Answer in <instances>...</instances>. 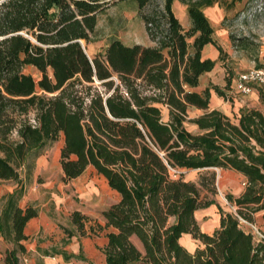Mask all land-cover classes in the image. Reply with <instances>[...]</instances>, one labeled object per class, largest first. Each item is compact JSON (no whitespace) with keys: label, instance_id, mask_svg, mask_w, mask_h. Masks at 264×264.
<instances>
[{"label":"trees","instance_id":"1","mask_svg":"<svg viewBox=\"0 0 264 264\" xmlns=\"http://www.w3.org/2000/svg\"><path fill=\"white\" fill-rule=\"evenodd\" d=\"M134 1L153 45L111 39L89 57L80 41L94 31L97 0H0V179L18 182L17 169L29 171V161L60 139L62 180L90 166L118 195L97 225L108 229L104 264H264V239L238 222H254L261 211L264 227V115L246 106L231 117L206 110L210 90L223 94L215 85L195 89L215 64L201 50L209 43L219 56L221 48L197 4L186 6L184 28L173 0ZM188 107L205 110L189 119L195 133L183 126ZM212 168L238 173L245 185L225 194L232 212L216 205L217 226L204 233L194 211L216 204L208 197L216 193ZM179 169L204 172L192 181ZM20 195L11 192L0 214V235L12 243L2 264H19L23 228L37 215L17 205ZM80 219L74 212L73 222ZM185 233L198 241L192 251L179 242Z\"/></svg>","mask_w":264,"mask_h":264},{"label":"rangeland","instance_id":"2","mask_svg":"<svg viewBox=\"0 0 264 264\" xmlns=\"http://www.w3.org/2000/svg\"><path fill=\"white\" fill-rule=\"evenodd\" d=\"M101 10L96 14L93 33L87 42L80 41L89 57L102 53L111 39H118L126 45L138 43L153 45L144 30L142 20L138 15L134 0H97ZM162 0H153L161 5ZM195 3L209 20L213 29L215 42L220 46V55L216 58L223 62L215 65L213 70L204 74L196 90L205 85H215L222 92V102L219 104L231 117L232 110L237 111L238 93H234L230 84L236 80L243 70L264 66V0H173L171 10L180 25L189 26L186 6ZM23 71L38 79L40 73L32 66L25 65ZM210 79L216 84H212ZM228 79V82H226ZM253 93H263L264 90L254 86ZM210 92H213L211 90ZM215 94V93H214ZM216 95V94H215ZM250 99V98H248ZM238 101V100H237ZM250 102V100H246ZM240 106H244L240 104ZM264 110V103H259ZM161 117L166 119V109L160 107ZM201 110L193 107L186 109L183 126L192 133L197 128L189 119L199 115ZM31 117V116H30ZM15 138V134H12ZM61 140L48 143L41 153L29 161V171L24 167L17 169L19 181L0 179V214L6 198L14 190H20L17 200L19 207L31 205L37 211L34 218L29 219L23 228L26 239L22 242L25 252L19 254V264H42L46 259L52 264H104L100 247L105 243L104 233L108 229H99L97 225L104 223L101 212L117 200L114 191L108 188L103 177L90 166L83 172L67 181L62 180L58 163V151ZM184 179L196 181L204 170L179 169ZM216 193L208 195L216 204L195 213V220L200 230L211 232L217 226V206L221 211L232 212L225 199V194L235 195L244 186L239 174L228 169L212 168ZM77 212L85 219L73 222V213ZM258 234L252 236L257 241L264 236V228L258 222H253ZM243 229L245 226H241ZM188 237V239H187ZM131 242L141 250V245L134 237ZM188 241H187V240ZM190 239V241H189ZM179 242L188 246L190 251L198 245V241L188 236H181ZM12 243L5 234L0 235V264L4 251L10 249ZM143 264V263H138Z\"/></svg>","mask_w":264,"mask_h":264},{"label":"crops","instance_id":"3","mask_svg":"<svg viewBox=\"0 0 264 264\" xmlns=\"http://www.w3.org/2000/svg\"><path fill=\"white\" fill-rule=\"evenodd\" d=\"M213 38H215L214 36H213ZM201 54L204 56V57H208V58H210V59H213V60H215V64H214V66L215 65H217V64H219V65H222L223 64V62H221L220 60H217L216 61V58L218 57V51L215 49V47L212 45V44H205L203 47H202V50H201ZM214 66H213V68H214ZM213 68L211 69V70H213ZM210 70V71H211ZM210 71H208V72H205L204 74H207V73H209ZM204 74H202L201 75V77L204 75ZM200 77V78H201ZM200 81V80H199ZM210 82H212V84H216L214 81H212L211 79H210ZM235 85V80L233 81V79H232V82H231V84H230V87H233L232 85ZM197 88V87H196ZM195 88V89H196ZM203 88V87H202ZM233 91H234V93H238L240 96H237V100H234V104H238L239 105V107H242V106H240V104H243L244 106H246V107H253V108H256V109H258L263 115H264V110H262V108H260L259 107V103L261 102L260 101V98H259V96H258V94H255V93H253V90H254V88L253 87H251L250 88V90L247 92V93H241V92H238L236 89H235V87H233ZM211 91V90H210ZM209 91V92H210ZM215 93V92H214ZM213 92H210V96H209V102H208V108L206 109V110H210V109H216V110H218V111H220V112H222L223 114H225L226 116H228V114L224 111V107L222 108L221 106H219V104L222 102V99H221V97H219V95H217L216 93V95L214 94ZM248 98H250V99H248ZM246 100H250V102H246ZM262 103V102H261ZM196 109V108H195ZM198 110H201V112H204L205 110H202V109H198ZM232 112H234V110H232ZM236 112V111H235ZM201 114V113H200ZM231 114V116H232V113H230ZM198 131V130H197ZM195 133V132H194ZM238 174V173H237ZM240 177H241V179L244 181V179H243V177L240 175ZM240 192H237L234 196H237L238 194H239ZM116 194V193H115ZM117 195V194H116ZM117 197H118V195H117ZM118 199V198H117ZM208 207V206H207ZM207 207H205V208H207ZM205 208H200V209H196L195 211H194V218H195V213L197 212V211H199V210H202V209H205ZM260 214H261V211H257V212H255L254 213V222H258L260 225L262 224V221H261V217H260ZM31 220V219H30ZM217 221H218V219H217ZM27 222H29V220L27 221ZM26 222V223H27ZM262 226V225H261ZM199 227V226H198ZM264 228V227H263ZM200 229V228H199ZM200 231H202V230H200ZM202 232H204V231H202ZM204 233H209V232H204ZM181 236H188V234H182ZM180 236V237H181ZM187 239H188V237H187ZM186 239V240H187ZM188 241V240H187ZM189 241H190V239H189ZM181 244V243H180ZM182 245V244H181ZM182 246H184L188 251H190L189 249H188V246H186V245H182ZM194 248V247H193ZM34 264V263H33ZM42 264H52L51 262H48L46 259H42Z\"/></svg>","mask_w":264,"mask_h":264},{"label":"built area","instance_id":"4","mask_svg":"<svg viewBox=\"0 0 264 264\" xmlns=\"http://www.w3.org/2000/svg\"><path fill=\"white\" fill-rule=\"evenodd\" d=\"M254 86L264 90V66H252L237 75L234 87L238 92L247 93ZM241 184L244 186L245 181H242ZM238 222L240 226H245L244 230L252 236L258 234L253 222H248L240 218ZM260 239H264V236H260ZM56 264L62 263L56 262Z\"/></svg>","mask_w":264,"mask_h":264}]
</instances>
